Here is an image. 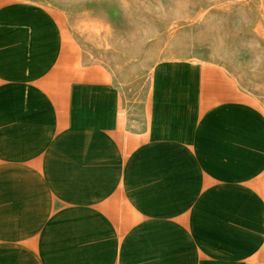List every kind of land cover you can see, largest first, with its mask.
<instances>
[{
  "label": "crops",
  "instance_id": "1",
  "mask_svg": "<svg viewBox=\"0 0 264 264\" xmlns=\"http://www.w3.org/2000/svg\"><path fill=\"white\" fill-rule=\"evenodd\" d=\"M143 82L0 0V264H264V113L214 64Z\"/></svg>",
  "mask_w": 264,
  "mask_h": 264
},
{
  "label": "rangeland",
  "instance_id": "2",
  "mask_svg": "<svg viewBox=\"0 0 264 264\" xmlns=\"http://www.w3.org/2000/svg\"><path fill=\"white\" fill-rule=\"evenodd\" d=\"M91 60L146 85L162 60L214 64L264 113V0H33Z\"/></svg>",
  "mask_w": 264,
  "mask_h": 264
}]
</instances>
